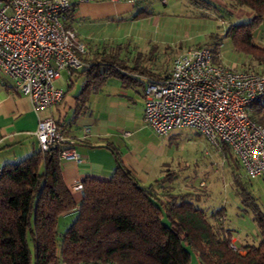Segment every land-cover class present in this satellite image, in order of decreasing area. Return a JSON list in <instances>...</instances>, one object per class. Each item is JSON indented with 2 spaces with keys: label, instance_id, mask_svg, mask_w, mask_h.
Masks as SVG:
<instances>
[{
  "label": "trees",
  "instance_id": "1",
  "mask_svg": "<svg viewBox=\"0 0 264 264\" xmlns=\"http://www.w3.org/2000/svg\"><path fill=\"white\" fill-rule=\"evenodd\" d=\"M190 2L216 10L223 18L230 13L210 0ZM223 2L234 10L252 12L251 22L230 23L224 37L230 36L238 50L264 65V46L255 41L264 24V0ZM121 49L96 56L93 65L83 70L87 79L94 71H101L96 77H125L121 70L146 73L121 59ZM88 89L86 84L81 96ZM251 118L264 126V97L253 104ZM220 143L232 158L230 147ZM113 150L115 172L109 180L87 178L79 204L63 179L61 146L2 167L0 264H191L192 253L202 264H264V211L236 171V195L252 213L260 237L242 247H235L233 233L219 223L225 208L210 214L198 207L191 192L175 189L170 170L151 184H142ZM234 160L237 169L241 165L238 158ZM73 211L74 218L60 233L61 216Z\"/></svg>",
  "mask_w": 264,
  "mask_h": 264
},
{
  "label": "built area",
  "instance_id": "2",
  "mask_svg": "<svg viewBox=\"0 0 264 264\" xmlns=\"http://www.w3.org/2000/svg\"><path fill=\"white\" fill-rule=\"evenodd\" d=\"M75 11L72 0L0 3V72L37 110L61 104L65 92L56 79L85 66L86 45L68 25ZM263 97L264 73L218 64L213 50L203 45L176 56L163 77L148 82L144 120L159 136L192 129L212 144L225 143L246 175L258 179L264 177V126L251 118V110ZM35 135L41 151L61 146L62 161L79 159L54 119H41ZM3 141L0 135V147ZM2 174L0 167V184ZM73 189L83 191V185Z\"/></svg>",
  "mask_w": 264,
  "mask_h": 264
},
{
  "label": "crops",
  "instance_id": "3",
  "mask_svg": "<svg viewBox=\"0 0 264 264\" xmlns=\"http://www.w3.org/2000/svg\"><path fill=\"white\" fill-rule=\"evenodd\" d=\"M4 1L0 0V3ZM72 1L76 11L68 25L77 32L80 40L86 41L88 49L86 47L85 66L82 69L72 76L62 72L55 81V85L65 92L61 104L50 109H35L29 97L16 91L13 80L0 72V135L4 137L0 147V167L24 160L39 151L35 135L39 121L52 118L58 123L67 145L79 154L78 160L62 161L63 179L79 204L83 191L74 190V186L83 185L87 178L109 180L115 172L117 162L113 149L120 153L123 164L133 171L142 184L149 185L163 177L165 163L162 153L148 139L153 129L144 120V89L150 80L163 77L165 73L144 64L141 54L130 65L122 58L121 49V59L131 67L141 66L140 70L149 74L121 70L125 77L110 74L96 77L101 71L97 74L94 71L87 79L88 73L83 70L93 65L95 57L102 53H114L120 46L112 50L91 48L103 43L102 37H98L101 29L106 25L113 26L124 16L133 13L139 0ZM259 38L258 34L256 41L259 42ZM86 84L89 89L85 96H81ZM75 212L61 216L60 233H64Z\"/></svg>",
  "mask_w": 264,
  "mask_h": 264
},
{
  "label": "rangeland",
  "instance_id": "4",
  "mask_svg": "<svg viewBox=\"0 0 264 264\" xmlns=\"http://www.w3.org/2000/svg\"><path fill=\"white\" fill-rule=\"evenodd\" d=\"M210 1L226 8L231 16L223 18L220 12L198 8L190 0H139L133 13L101 29V35H97L102 37L103 43L91 48L112 50L120 45L121 56L130 65L141 54L144 64L166 74L176 56L187 49L207 45L218 64L236 71L264 73V65L238 50L230 36L224 37L230 23L251 22L252 12L246 8H243L245 12L234 10L223 0ZM139 12L145 15H137ZM258 34L260 41L256 38L255 41L264 46V24L259 27ZM85 45L88 49L87 43ZM148 139L161 151L165 170H170L174 179L172 185L178 192H191L197 206L210 214L225 208L226 214L218 218L219 223L233 233L231 242L235 247L255 242L259 230L252 213L245 210L236 195L234 171L241 176L263 211L264 177L249 179L241 166L233 168L237 157L232 150L233 157L229 158L221 143L212 144L192 129H179L167 136H159L153 130ZM191 264H202L194 253Z\"/></svg>",
  "mask_w": 264,
  "mask_h": 264
}]
</instances>
